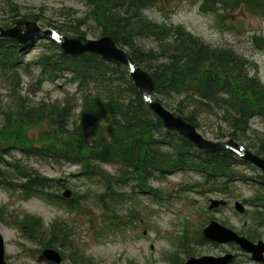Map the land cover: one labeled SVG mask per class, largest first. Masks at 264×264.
Instances as JSON below:
<instances>
[{"label": "trees", "instance_id": "trees-1", "mask_svg": "<svg viewBox=\"0 0 264 264\" xmlns=\"http://www.w3.org/2000/svg\"><path fill=\"white\" fill-rule=\"evenodd\" d=\"M160 1L86 0L84 17L78 19L73 13L69 18L74 21L55 28L61 34L69 31L83 35L79 26L92 21L101 36L109 35L118 45L127 47L136 63L152 75L156 100L169 108L167 100L175 95L196 96L201 105L223 110L230 124V136L244 140L250 120L253 117L264 120V85L256 66L229 48L207 44L183 26L150 21L145 11ZM189 1L199 3L201 13L215 14L221 20L243 7L254 13L264 12V0ZM8 8L12 17L4 28L16 24L19 20L15 18L20 16V20H42V13L30 11L22 15L23 7L12 2ZM150 37L157 44L156 50L140 44ZM48 44L49 51L28 61L30 47L0 38V82L7 88L6 96L0 92V189L20 195L23 200L60 199L59 191L65 185L44 176L16 155L71 164L78 166L84 176L98 178L103 189L99 202L105 211H114L112 206L121 203L128 189L131 196L145 194L154 201L160 200V189L154 188L152 182L165 180L176 172L197 174L202 178L198 186L211 185V190L221 192L235 181L245 180L236 166L244 164L250 168V164L234 153L199 151L177 132L165 131L161 119L148 108L126 68L106 63L90 53L77 57L65 55L55 42ZM249 71L254 74L249 75ZM22 76L36 79L38 89L46 81L65 79L76 83L77 91L61 103L33 102L22 94ZM5 97L10 98L9 102ZM178 106L174 113L199 128L196 110ZM36 130H39L37 135L33 133ZM256 140L257 154L264 157V137ZM105 166L116 168L115 174ZM262 185L264 188V182ZM78 195L75 193L70 200L61 202L70 211L78 210ZM245 202L253 210L244 233L256 241L263 237L264 189ZM6 216L0 206V220ZM12 225L25 239L41 247L36 250L39 255L44 248L61 249L68 264H95L74 244L72 228L63 221L54 220L46 226L41 218L22 214L15 217ZM197 238L198 244L206 242L201 234ZM179 242L185 256L195 255L186 245L185 236ZM172 263L181 261L172 260Z\"/></svg>", "mask_w": 264, "mask_h": 264}, {"label": "rangeland", "instance_id": "rangeland-1", "mask_svg": "<svg viewBox=\"0 0 264 264\" xmlns=\"http://www.w3.org/2000/svg\"><path fill=\"white\" fill-rule=\"evenodd\" d=\"M12 2L23 7L22 15L27 12L42 13L38 24L43 28H55L64 23L74 21L69 18L75 13L80 19L87 13L85 0H0V26L11 20L12 14L8 4ZM200 4L193 1L169 3L161 0L157 6L145 11L150 21L158 24L183 26L187 31L218 48H229L240 57L256 66L261 82L264 84V12H251L245 7L237 9L223 20L214 14L201 13ZM225 13V12H223ZM22 16L16 17L20 20ZM12 24V23H11ZM15 24H12L14 26ZM76 26L77 23H73ZM83 36L88 39H98L100 32L92 21L79 26ZM66 37H78L75 32L65 31ZM257 38L258 42L254 38ZM147 49H157L153 38L140 41ZM48 41H38L31 48L27 60H33L48 51ZM263 47V49H261ZM254 74L249 71V75ZM38 71H35L37 78ZM6 89L0 82V92L6 96ZM22 94L33 102H62L66 95L76 93L77 84L65 79L56 82H44L37 88L36 79L22 76ZM79 97V95H78ZM76 97V98H78ZM6 102L10 98L5 97ZM170 110L181 105L188 111L196 110L198 131L212 141H227L232 136L229 121L223 110L217 107H207L200 103L198 97L188 98L185 95H175L169 98ZM79 105L80 102L76 101ZM166 103V102H165ZM181 103V104H180ZM79 109L75 112L78 114ZM175 112V111H174ZM39 130L33 133L37 135ZM251 140L234 138V141L246 151L257 152L256 137H264V120L253 118L250 129L245 135ZM22 159L27 165L38 170L44 176L62 181L73 195L79 194L78 210H67L65 205L45 202L40 199L23 200L20 195H14L0 189V206L7 214L5 221H0V232L5 240V258L7 264H52L36 253L39 248L34 243L23 238L20 231L13 226L17 215L31 214L39 217L46 225L54 220L67 222L74 230V244L95 264H173L172 260L185 261L187 256L180 246V237H186V245L195 251V257L234 255L232 264H256L250 257L235 245H214L212 243L198 244V234L211 221L244 234L250 223L253 208L246 205L245 214H238L234 209L235 201L250 200L257 191H263L259 182H264L262 172L247 168L242 164L236 166L243 171L250 181H237L227 192L219 193L209 187L198 186L201 178L191 172H176L165 180H154L152 186L160 189L162 200L155 202L148 195L137 194L131 197L129 189L121 203L114 204V211H105L99 202L103 193L102 184L98 178L86 177L79 167L71 164H55L39 159ZM240 159H242L240 157ZM106 170L115 174L116 168L105 166ZM255 179V180H254ZM258 181V182H257ZM215 199H226V208L210 211L209 204ZM264 241V234L262 237ZM62 251V250H61ZM63 264H68L64 262Z\"/></svg>", "mask_w": 264, "mask_h": 264}, {"label": "water", "instance_id": "water-1", "mask_svg": "<svg viewBox=\"0 0 264 264\" xmlns=\"http://www.w3.org/2000/svg\"><path fill=\"white\" fill-rule=\"evenodd\" d=\"M53 36L57 39L61 49L67 55L78 56L83 53H93L99 55L108 62H114L123 65L130 71V76L134 82L136 89L141 93L148 107L161 118L164 127L169 131H177L180 136L190 141L197 149L207 150L210 152L217 151H231L239 153L238 144L230 139L227 142H213L204 138L196 129L195 126L188 123L182 117L175 116L171 111L164 108L158 101L154 99L153 92L155 90V81L153 77L138 67L125 50L120 48L110 36H104L98 40H88L86 37H60L52 28L43 29L37 22L26 20L19 21L14 27L4 29L0 27V38L15 39L22 45L35 42L37 39ZM62 39V40H61ZM241 157L253 163L264 172V158L257 156L250 151H245L240 154ZM71 196L70 191L64 193L65 198ZM220 205H226L225 201H213L210 209L217 208ZM236 210L244 213L245 208L243 204L237 203ZM203 236L206 240L212 241L216 244L234 243L242 251L251 255L255 262L264 263V242L258 241L254 243L246 237L238 234L234 230L222 226L217 221H212L207 227L203 229ZM44 257L50 261L60 264L62 259L60 254L53 250L47 249L43 253ZM233 259V255L228 254L222 257L204 256L200 258H190L183 264H229ZM0 264H6L4 240L0 234Z\"/></svg>", "mask_w": 264, "mask_h": 264}]
</instances>
